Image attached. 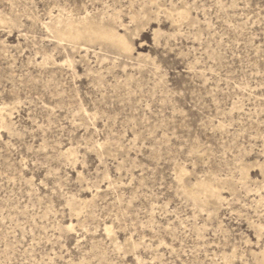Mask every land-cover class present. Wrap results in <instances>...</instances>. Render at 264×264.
I'll use <instances>...</instances> for the list:
<instances>
[{
	"label": "rangeland",
	"instance_id": "374dc122",
	"mask_svg": "<svg viewBox=\"0 0 264 264\" xmlns=\"http://www.w3.org/2000/svg\"><path fill=\"white\" fill-rule=\"evenodd\" d=\"M56 16L131 55L55 39ZM0 20V264H260L264 0H0ZM202 180L220 203L188 199Z\"/></svg>",
	"mask_w": 264,
	"mask_h": 264
},
{
	"label": "bare ground",
	"instance_id": "6f19581e",
	"mask_svg": "<svg viewBox=\"0 0 264 264\" xmlns=\"http://www.w3.org/2000/svg\"><path fill=\"white\" fill-rule=\"evenodd\" d=\"M177 17L183 20L187 17V14L181 11L177 14ZM48 29L55 39L68 42L75 47L82 43H97L109 47L120 54L129 56L132 53L131 44L124 35L110 27L90 21L86 16L76 19L56 16L50 20ZM185 193L188 199H191L193 202L202 201V195L204 198H211L219 203L222 201V195L210 181H199L195 189L191 188V190L185 191ZM259 262L260 264H264V251L261 253Z\"/></svg>",
	"mask_w": 264,
	"mask_h": 264
}]
</instances>
